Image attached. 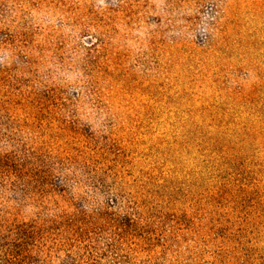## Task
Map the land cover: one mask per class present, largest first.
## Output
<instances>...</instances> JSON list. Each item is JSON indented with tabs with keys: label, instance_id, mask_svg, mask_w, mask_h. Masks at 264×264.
Segmentation results:
<instances>
[{
	"label": "rangeland",
	"instance_id": "374dc122",
	"mask_svg": "<svg viewBox=\"0 0 264 264\" xmlns=\"http://www.w3.org/2000/svg\"><path fill=\"white\" fill-rule=\"evenodd\" d=\"M7 156L0 215L51 264L110 198L120 264H264V0H0Z\"/></svg>",
	"mask_w": 264,
	"mask_h": 264
},
{
	"label": "trees",
	"instance_id": "16d2710c",
	"mask_svg": "<svg viewBox=\"0 0 264 264\" xmlns=\"http://www.w3.org/2000/svg\"><path fill=\"white\" fill-rule=\"evenodd\" d=\"M21 170V163L15 159L9 156L0 158L2 180H5L8 173H16L18 177ZM117 202V199L110 198L98 209H79L78 213H74L67 229L72 235L64 236L60 244L63 250L67 246H79L57 256V264H82L97 256L112 257L114 260L111 264H120V258L127 259V255L122 253L123 246L127 245L126 234L129 226H134L137 220L129 212L119 211ZM2 217L0 215V264H51L49 259L43 258L45 249L41 241L36 237L32 240L21 225L15 228L6 225V219Z\"/></svg>",
	"mask_w": 264,
	"mask_h": 264
}]
</instances>
